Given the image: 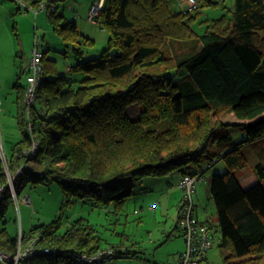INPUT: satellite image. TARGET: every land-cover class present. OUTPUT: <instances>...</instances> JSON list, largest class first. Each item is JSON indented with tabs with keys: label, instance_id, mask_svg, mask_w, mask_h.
<instances>
[{
	"label": "trees",
	"instance_id": "16d2710c",
	"mask_svg": "<svg viewBox=\"0 0 264 264\" xmlns=\"http://www.w3.org/2000/svg\"><path fill=\"white\" fill-rule=\"evenodd\" d=\"M25 1L39 5L45 0ZM46 1L65 54L70 49L76 56L70 69L84 76L76 80L61 72L47 54L50 49H43L33 136L26 128L27 84L15 83L20 86L16 118L22 136L8 156L12 173L22 162L20 152L39 141L36 154L26 158L28 165L15 178L16 194L29 181L55 182L64 194L63 209L81 200L121 214L134 195L135 181L177 172L181 202L184 175L205 176L223 161L228 169L212 174L211 197L224 263L264 264V146L253 166L256 182L243 187L235 172L248 166L244 143L264 137V0H232V7L225 0H200L192 12L181 11L178 3L175 9L172 0H103L95 22L108 31V46L89 58L85 47L95 40L65 16L60 8L64 0ZM222 2L224 12L202 21L203 31L196 30L202 3ZM132 106L139 111L136 117L129 114ZM226 113L234 119L223 118ZM232 128L242 129L247 138L233 142ZM7 183L0 158V249L5 253L16 254L20 235L26 246L38 234L41 246L58 249L39 251L33 264H83L76 258L79 252L107 247L114 248V259L139 257L141 245L127 247L124 231L118 242L104 243L97 224L84 218L63 230L56 220L12 235L6 211L13 194ZM206 221L214 241V226ZM175 229L180 230L178 221L169 237Z\"/></svg>",
	"mask_w": 264,
	"mask_h": 264
},
{
	"label": "rangeland",
	"instance_id": "374dc122",
	"mask_svg": "<svg viewBox=\"0 0 264 264\" xmlns=\"http://www.w3.org/2000/svg\"><path fill=\"white\" fill-rule=\"evenodd\" d=\"M0 2L10 3L14 9L8 13L0 8V80L3 78L8 86L2 93L4 102L3 105H0V125L5 152L10 156L11 147L22 136L14 113L16 110V93L12 85H14L16 76L12 77L10 84L5 79L8 78L7 74L9 75L10 71L16 68L12 65V57L9 59L7 57L12 53L15 56L17 55L13 50V46L19 48L22 43L26 49V56L24 58L22 55L16 57L18 64L27 65L28 58L32 55L35 36L38 35L41 37L42 49H50L47 54L57 60L61 72L76 80L83 77L84 73L81 71L73 72L70 69L71 65L77 60L76 56L70 49L65 54V44L53 29V25L48 18V9L39 10L43 12H40L41 14L36 17L39 23L36 27L35 11L29 10L27 12L25 7H20L17 0H0ZM94 2L95 0H64L60 3V8L63 9L65 16L68 19L76 20L78 29L84 35L95 40L93 46L85 47V58L100 54L108 46V31L103 28L101 23L92 21L89 17V10ZM177 3L178 0H172L175 9H178ZM26 4L29 5L27 2ZM223 4V2L219 5L202 3L193 23L194 28L200 32L203 31L206 24L202 21L222 14L224 12ZM225 4L232 7L233 1L225 0ZM18 8H20L19 11H22L21 13L17 12ZM3 11H6L9 17L8 25L6 24L7 17ZM21 71L22 69L20 70L19 67L18 73L21 74ZM27 75L28 72L26 71L22 73L20 79L22 84L26 83ZM78 84L75 82L73 85L76 87ZM138 113L137 106L129 108V114L132 117H136ZM222 117L225 119L234 118L231 113H226ZM231 133L233 142H241L247 138L246 132L242 129L232 128ZM259 145H264V137H260L253 142L244 143L243 152L249 159L248 166L245 167L246 169H236L237 175H242L245 170H247V173L251 172L254 162L259 159ZM227 169L225 162L219 161L205 174L207 179L197 185L202 190L199 198L198 195L195 196L198 205H200V213L206 215L214 226V245L209 251V261L204 264H225L219 245L220 235L215 228L216 206L211 197V178L215 172H225ZM177 175V172H173L163 176H146L135 181L134 195L127 199L125 210L121 214H116L113 211L114 207H93L91 202L81 200H76L73 205H66L63 209L64 194L58 183L47 182L33 185L32 181H29L19 193L18 199L13 196V200L8 202L6 211L7 228L12 235H16L20 234L22 230H30L34 225L57 220L61 224V230H63L72 221L84 218L85 221L97 224L100 234L105 238L104 243L107 241L118 242L121 238L119 232L124 231L129 235V238L125 240L127 247L130 246L136 249L137 243L141 245L142 249L139 257H118L104 264H147L154 262L157 264H174L175 257L178 255L176 252L183 249L181 243L183 236L180 230L175 229V235L171 237L169 242H165L163 231H171L175 228L174 219L177 215L178 201H180V190L175 179ZM27 197H29V202H26ZM153 206L155 208H152ZM212 217L215 218L211 219ZM117 218L119 221L116 222ZM154 238L155 242H152Z\"/></svg>",
	"mask_w": 264,
	"mask_h": 264
},
{
	"label": "built area",
	"instance_id": "2783aa9c",
	"mask_svg": "<svg viewBox=\"0 0 264 264\" xmlns=\"http://www.w3.org/2000/svg\"><path fill=\"white\" fill-rule=\"evenodd\" d=\"M20 3V7H25V10H33L36 13L39 10L49 8L48 1H43L39 5H27L25 0H17ZM178 5L181 11L192 12L199 8L200 0H179ZM103 7V0H97L92 4L89 14L90 19L95 21V18L99 15L101 8ZM41 37L36 35L34 44L32 47V55L27 63V86L25 90V105H26V117H27V131L30 136H33L34 120L33 109L37 105V88L40 81L44 76L43 57L44 51L41 45ZM2 104V96L0 91V105ZM39 141L34 139L32 145L23 149L20 152L22 159L21 164L12 173L9 168L8 155L5 152L4 141L2 138V128L0 125V158L5 165L7 173L8 183L13 196L18 199V195L15 191V178L23 173L28 163L25 161L30 155H34L37 152ZM205 176L201 174H186L180 181L179 186L183 191V198L180 202V212L178 226L182 231L185 239V249L180 253L175 264H202L206 258L209 250L213 247L214 241L211 233L210 225L206 220L200 221L195 214V202L194 192L198 182L204 181ZM26 202H29V197L26 198ZM21 235L19 247L16 254L10 255L0 249V263L1 264H21L27 261V264H33V258L41 251L47 254H52L57 251L58 248L51 247L49 245L41 246L38 243L40 235H35L27 241L26 246H22ZM116 253L114 248L107 247L99 249L93 253L79 252L76 258L80 263H94L104 264L114 260Z\"/></svg>",
	"mask_w": 264,
	"mask_h": 264
},
{
	"label": "crops",
	"instance_id": "0c3cea01",
	"mask_svg": "<svg viewBox=\"0 0 264 264\" xmlns=\"http://www.w3.org/2000/svg\"><path fill=\"white\" fill-rule=\"evenodd\" d=\"M95 1H97V0H95ZM95 3V2H94ZM93 3V4H94ZM0 8L2 9V10H6L8 13H9V11H13L14 9H13V7H12V5L10 4V3H2V2H0ZM6 11L4 12L3 11V13L5 14V16L7 17V19H6V24L8 25V16H7V14H6ZM17 12H19V13H21L22 11H19V10H17ZM40 12H43V11H39L38 13H36L35 12V18H34V20H35V22H36V27H38V20L36 19V17H38L41 13ZM11 13V12H10ZM23 18H25V17H23ZM23 20H25V19H23ZM13 50L17 53V55L16 56H20V55H22V57L24 58L25 56H26V53H25V51H26V49L23 47V45H22V43L20 44V46H19V48H17L16 46H13ZM13 53L11 54V55H7V57H8V59L10 58V57H12V65H14V66H16V68H13L11 71H10V74L8 75L7 74V76H8V78H5L6 80H7V83H11V79H12V77H15L16 76V80H14V85H12L13 86V89L15 90V93H16V97H17V93H18V91H19V89H20V86L19 87H16V85H15V83L16 82H18L19 84H22L21 83V74L20 73H18L19 72V67H20V70L22 69V72H24V71H26L27 72V65L26 64H24L23 65V63H21V64H18V59H17V57H16ZM28 57V56H27ZM27 57H26V59H27ZM23 58H21V59H23ZM29 59V58H28ZM28 62V61H27ZM17 69H18V71H17ZM20 75V76H19ZM4 77V76H3ZM27 84V80H26V83L24 84V85H26ZM8 86H7V84L5 83V80L2 78L1 80H0V91H1V96H2V93H4V91H5V89L7 88ZM3 99H2V105H3ZM15 107H16V110H15V117H16V114H17V104H16V98H15ZM2 111H4V110H2ZM1 111V112H2ZM10 112H12V111H10ZM4 113V112H3ZM0 115H1V113H0ZM234 119V118H233ZM16 121H17V118H16ZM1 123V122H0ZM262 146H264V145H259V150H258V156H259V159L256 161V162H258L259 160H260V153H261V147ZM256 162H254V164L256 163ZM254 164H253V166H254ZM253 166H252V168H251V172L250 173H247V170H245L243 173H242V175H237L238 176V179H239V182H240V184L243 186V187H248L249 185H251L252 183H254V182H256L257 181V177H256V175H255V173H254V171H253ZM242 169H246V168H242ZM174 177V175L172 176V178ZM181 176L178 174L177 176H176V182H178V180H179V178H180ZM179 188V187H178ZM180 190V189H179ZM201 192H202V190L201 189H199L198 188V186H197V189H196V194H195V196L196 195H198V198H199V196H200V194H201ZM181 195H182V192H181V190H180V199H181ZM179 199V200H180ZM200 200V199H199ZM179 204H180V201H178V205H177V215H176V218L174 219V221H175V227L177 226V221H178V213H179ZM195 204H196V215L198 216V218L199 219H202V220H207V219H209V218H207V216L206 215H203L202 213H200L201 211H200V205H198V203H197V201H196V198H195ZM205 218V219H204ZM214 218V217H213ZM170 232V230H167V231H163V235H164V237H165V242H169L170 241V239H171V237H173V235H175V233L171 236V237H169L168 236V233ZM152 242H155V238H154V240H152ZM173 242H175V240H173ZM181 243L183 244V249H181V251H179V252H176V250H175V252L178 254L176 257H175V261L174 262H176L177 261V259H178V257H179V255H180V253L185 249V240H184V237H183V240H181ZM208 261H209V253H208ZM208 261H206V262H208ZM206 262H204V263H206ZM175 264V263H174Z\"/></svg>",
	"mask_w": 264,
	"mask_h": 264
}]
</instances>
